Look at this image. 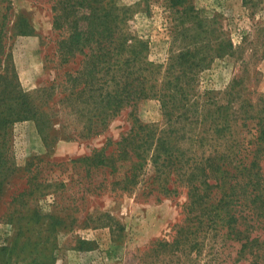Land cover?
<instances>
[{
  "label": "rangeland",
  "instance_id": "1",
  "mask_svg": "<svg viewBox=\"0 0 264 264\" xmlns=\"http://www.w3.org/2000/svg\"><path fill=\"white\" fill-rule=\"evenodd\" d=\"M117 2L133 8L129 32L146 42L150 62L165 68L184 50L187 41L171 43L176 16L161 1L149 0L147 7L142 0ZM191 2L209 22L211 52L219 56H209L184 91L190 107L179 115L188 121H177V113L164 117L150 98L122 108L96 135L84 130L83 107L61 100L65 74L79 68L81 56L62 62L56 53L52 0L0 5V74L13 69L14 83L31 93L43 114L39 124L14 122L0 137V264H254L236 261L240 245L222 235H189L187 241L175 235L187 199L172 173L168 182L163 175L156 179L149 192L155 173L147 164L140 183L124 192L112 182L122 180L127 165L109 175L76 162L119 141L135 119L169 134L185 156H231L239 140L251 138V126L240 125L244 117H264V0ZM41 89L46 93H36ZM260 173L264 180V157ZM259 235L264 239V223Z\"/></svg>",
  "mask_w": 264,
  "mask_h": 264
},
{
  "label": "trees",
  "instance_id": "2",
  "mask_svg": "<svg viewBox=\"0 0 264 264\" xmlns=\"http://www.w3.org/2000/svg\"><path fill=\"white\" fill-rule=\"evenodd\" d=\"M142 1L147 7L149 0ZM156 1L176 16L171 43H180L179 38L188 42L184 50L172 55L165 68L150 62L146 42L129 32L133 8L119 5L117 0H52V27L60 38L56 53L62 62L81 56L79 68L65 74V95L61 100L83 107L86 134L100 133L122 108L150 98L158 100L164 117L177 113V121H188L182 113L179 115V110L185 114L190 107L184 91L195 75L209 65V56L219 55L211 52L209 22L199 16L191 0ZM9 2L0 0V5ZM36 93L45 94L46 89ZM42 118L31 93L14 83L13 69L0 74V137L14 122L33 120L39 124ZM250 119H241L240 126H251V138L246 143L245 137L239 140L234 146L236 154L231 156L216 152L202 157L185 156L169 141V134L135 119L119 141L109 140L76 162L108 171L109 175L127 165L122 180L112 182L124 192L140 183L147 164L156 174L149 179L153 188L149 192L154 191L156 179L163 175L168 182L172 173L173 181L186 188L187 199L184 220L175 235L185 241L189 235H222L224 241L240 245L236 261L250 258L254 264H264V239L259 235V226L264 223V180L260 173L264 117L254 115ZM222 128H226L224 124L216 126L215 132H223ZM111 145L114 149L107 151Z\"/></svg>",
  "mask_w": 264,
  "mask_h": 264
}]
</instances>
